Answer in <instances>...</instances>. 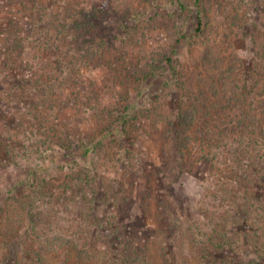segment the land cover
<instances>
[{
  "label": "trees",
  "instance_id": "trees-1",
  "mask_svg": "<svg viewBox=\"0 0 264 264\" xmlns=\"http://www.w3.org/2000/svg\"><path fill=\"white\" fill-rule=\"evenodd\" d=\"M194 1L198 7L196 38L189 37L184 30L179 31L171 54L158 56L141 52L146 67L138 69L137 62H128L126 54H120L121 47H114L116 40L130 41L133 34V28L128 27L131 19L142 15L136 7H131L132 0H22L23 17L31 31L23 35L20 21L11 20L4 31L7 45L0 50V67L9 74L20 66V71H25L22 88L34 91L39 97L32 105L28 125L22 116L15 131L37 134L40 142L35 147L44 157H52L59 146L76 147L78 155L86 156L101 147L104 137L111 132L121 130L129 134V127L137 119L129 114L133 108L129 85V79L133 77L130 73L141 81L139 90L154 85L152 106L143 114L162 123L164 138L172 144L175 167L185 172L190 160L206 162L210 163L209 174L213 175L224 157L222 164L225 166L219 168L224 178L220 175L217 180L225 188L212 191V202L210 198L203 199L202 222L196 227L200 232L191 228L188 232L193 240L191 244L199 246L201 263L207 264L219 263L220 250L237 245L229 229L236 220L233 217L239 216L233 215L237 206L231 191L235 186L230 179L250 183L252 172H256L255 184L262 185V173L259 172L264 165V27L258 26L248 34L241 17L237 20V16L229 23L227 21V31L221 39L224 41L215 43L205 28L208 11L203 0ZM131 8L135 14L129 15ZM113 18L117 22L111 29L108 22ZM38 30H44V41ZM240 31L244 36H251L249 47L246 40L240 47L236 46L237 40L232 39V35L239 37ZM187 39H190V53L188 62L183 64L173 54ZM30 46H36V52L26 59L24 54ZM99 70L111 76L100 77ZM116 75L127 79L124 111L119 117H114L113 109L103 101ZM165 88L167 93L162 91ZM70 109L77 121L75 127L70 122ZM84 124L90 127V141L83 140L81 135ZM29 173L33 180L39 178L40 187L44 186L45 181L36 168ZM80 174L82 180L85 175ZM258 203L264 207L262 197ZM35 206L31 203L27 208L23 207L26 217L21 216L19 225L25 227L26 236L37 228L39 214L34 210ZM90 208V230L94 236H90L88 249H78L79 256L87 257L95 264H149L150 253L144 246L118 235L117 230L111 231L97 214L95 203ZM213 222L215 225L210 230L214 234L207 231ZM198 234L204 238L195 243ZM179 242L178 239L163 246L169 252L166 264H186ZM40 243L38 236L27 248L21 240L15 242L10 238L8 254L0 258V264H9L10 258L15 264H47L49 244Z\"/></svg>",
  "mask_w": 264,
  "mask_h": 264
},
{
  "label": "rangeland",
  "instance_id": "rangeland-1",
  "mask_svg": "<svg viewBox=\"0 0 264 264\" xmlns=\"http://www.w3.org/2000/svg\"><path fill=\"white\" fill-rule=\"evenodd\" d=\"M132 3L131 7H136L142 15L131 19L128 26L133 28L130 41L121 43L116 40L114 47H121L120 54L125 53L128 62H137L138 69L146 67L141 52L158 56L169 53L179 31L184 30L189 37L196 38L198 7L194 0H132ZM202 3L208 11L205 28L215 43L224 41L221 39L227 31V21L229 23L237 16V20L241 17L248 34L258 26L264 27V0H203ZM22 4V0H0V50L7 45L4 31L13 18L22 24L23 35L31 31L23 17ZM134 8L129 15L135 14ZM116 22L115 18L108 22L111 29ZM39 32H42L40 39L44 41V30ZM240 33L239 37L232 35V39L237 40L236 46L243 47L246 40L249 47L251 36ZM189 43L190 39H187L173 54L183 64L188 62ZM27 49L26 59L34 55L36 46ZM19 68L6 74L0 67V258L8 254L10 238L15 242L21 240L28 248L39 236L41 243L49 244L47 264H95L78 255V249L90 247V236H94L90 230V205L95 203L97 214L111 231L117 230L118 235L149 251V264H166L169 252L163 246L178 239L186 264H202L198 256L199 246L191 244L193 240L188 232H191L189 228L198 231L196 227L202 222L203 199L210 198L212 202V191L225 188L217 180L221 175L219 168L225 166L222 164L224 157L213 175L209 174L211 166L206 162L194 161L193 164L190 160L185 172L176 168L172 144L164 138L162 123L143 114L152 106L154 95L151 89L154 85L139 90L141 81L131 73L133 79H129V85L133 108L129 114L137 119L129 127V134L121 130L111 132L104 137L101 147L86 156L78 155L76 147L65 149L59 146L52 157H44L36 150L40 142L37 134L29 132L25 135L15 131L20 117L23 116L25 124L31 120L32 105L39 101L34 91L22 88L25 71ZM97 73L100 77L111 76L100 70ZM116 76L103 101L113 109L114 117H119L124 111L127 79ZM162 91L167 93L168 89ZM71 111L73 109L69 110V118L75 127L77 121ZM82 130L83 140L90 141L89 125L84 124ZM262 166L263 170L259 172L262 173V185L255 184L256 172H252L253 181L250 183L230 179L235 186L231 191L237 206L233 215L239 216L233 217L236 220L229 229L237 245L220 250L219 263L207 264H264V207L258 203L262 197L264 204ZM33 168L45 181L43 187L38 185L39 178L33 180L30 177L29 171ZM80 173L85 175L82 180ZM221 176L224 178V174ZM31 203L36 205L34 210L39 218L36 230L26 236L25 227L19 224L21 216L26 217L24 208ZM212 224L207 231L214 234L210 228L215 222ZM182 232L183 237H180ZM203 238L198 234L195 243ZM9 264H15V260L10 258Z\"/></svg>",
  "mask_w": 264,
  "mask_h": 264
}]
</instances>
